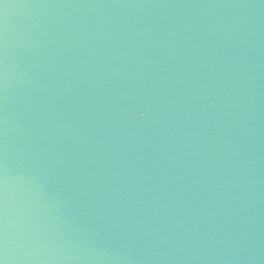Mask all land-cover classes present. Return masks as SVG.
Masks as SVG:
<instances>
[{
	"label": "water",
	"instance_id": "1",
	"mask_svg": "<svg viewBox=\"0 0 264 264\" xmlns=\"http://www.w3.org/2000/svg\"><path fill=\"white\" fill-rule=\"evenodd\" d=\"M0 264H264V0H0Z\"/></svg>",
	"mask_w": 264,
	"mask_h": 264
}]
</instances>
